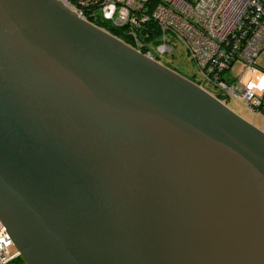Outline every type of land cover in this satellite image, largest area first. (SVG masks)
Returning <instances> with one entry per match:
<instances>
[{
	"label": "water",
	"instance_id": "1",
	"mask_svg": "<svg viewBox=\"0 0 264 264\" xmlns=\"http://www.w3.org/2000/svg\"><path fill=\"white\" fill-rule=\"evenodd\" d=\"M0 224L24 264H264V133L57 0H0Z\"/></svg>",
	"mask_w": 264,
	"mask_h": 264
},
{
	"label": "built area",
	"instance_id": "2",
	"mask_svg": "<svg viewBox=\"0 0 264 264\" xmlns=\"http://www.w3.org/2000/svg\"><path fill=\"white\" fill-rule=\"evenodd\" d=\"M57 1L81 21L120 30L130 48L159 64L163 57L173 64L186 56L197 86L207 87L224 104L235 97L250 111H261L264 96L240 89L228 71L237 61L243 72L257 71L254 61L264 49V0ZM11 248L12 239L0 224V264L21 258Z\"/></svg>",
	"mask_w": 264,
	"mask_h": 264
},
{
	"label": "rangeland",
	"instance_id": "3",
	"mask_svg": "<svg viewBox=\"0 0 264 264\" xmlns=\"http://www.w3.org/2000/svg\"><path fill=\"white\" fill-rule=\"evenodd\" d=\"M167 58L163 57L160 62L165 63ZM179 70L176 72L182 76H187L193 72V66L186 56L180 55L175 58ZM254 66L257 69L255 73L243 72L244 65L241 62H234L229 69V74L232 79L238 80V87L256 98H263L264 96V49L260 52L254 61ZM209 91L207 87L204 88ZM225 105L238 116L249 122L257 129L264 133V106L260 112H252L243 101L239 98L231 97L225 101ZM14 248H11L13 251Z\"/></svg>",
	"mask_w": 264,
	"mask_h": 264
},
{
	"label": "trees",
	"instance_id": "4",
	"mask_svg": "<svg viewBox=\"0 0 264 264\" xmlns=\"http://www.w3.org/2000/svg\"><path fill=\"white\" fill-rule=\"evenodd\" d=\"M96 26H97L99 29H102V30H103L104 32H106L107 34L111 35L112 37H114V38L120 40V41L123 42L125 45L131 47V45H130L128 39L122 34V32H121L120 30H118V29H114V28H112V27H110V26H108V25H105V24H99V25H96ZM142 53H144V52H142ZM160 64L163 65L164 67H166V68H168V69H170V70L176 72V69H175L170 63H167V62L162 63V62H160ZM176 73H178V72H176ZM179 75H180V74H179ZM181 76H182V75H181ZM182 77L188 79L189 81L193 82L194 84L196 83V82L194 81V79L190 76V74H188L187 76H182ZM263 106H264V101H263V104H262V108H263ZM262 108H261V109H262ZM9 264H24V262L22 261L21 258H18V259H16V260L12 261V262L9 263Z\"/></svg>",
	"mask_w": 264,
	"mask_h": 264
},
{
	"label": "flooded vegetation",
	"instance_id": "5",
	"mask_svg": "<svg viewBox=\"0 0 264 264\" xmlns=\"http://www.w3.org/2000/svg\"><path fill=\"white\" fill-rule=\"evenodd\" d=\"M175 69H178L179 70V66L177 65V62L176 63H173L171 64Z\"/></svg>",
	"mask_w": 264,
	"mask_h": 264
}]
</instances>
